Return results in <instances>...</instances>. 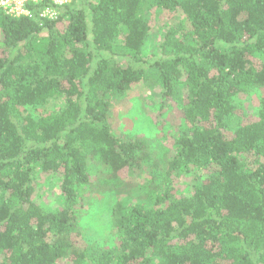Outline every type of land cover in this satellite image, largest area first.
Listing matches in <instances>:
<instances>
[{
	"label": "trees",
	"instance_id": "obj_1",
	"mask_svg": "<svg viewBox=\"0 0 264 264\" xmlns=\"http://www.w3.org/2000/svg\"><path fill=\"white\" fill-rule=\"evenodd\" d=\"M153 13L168 24L151 61ZM119 38L146 67L105 55ZM148 80L182 101L171 157L111 128L113 98ZM252 88L256 119L230 129ZM38 172L59 180L60 208L34 200ZM103 193L116 241L81 242ZM62 263L264 264V0H73L42 25L0 11V264Z\"/></svg>",
	"mask_w": 264,
	"mask_h": 264
},
{
	"label": "rangeland",
	"instance_id": "obj_2",
	"mask_svg": "<svg viewBox=\"0 0 264 264\" xmlns=\"http://www.w3.org/2000/svg\"><path fill=\"white\" fill-rule=\"evenodd\" d=\"M168 18L163 14L150 17L151 34L144 52L140 55L144 60H154L160 56L161 42ZM44 33L41 34L43 36ZM93 51V50H92ZM117 60H125L134 66L145 63L134 61V52L125 47L122 39H118L112 53H105ZM260 89H248L236 97L234 113L226 122L230 129L256 119L259 108ZM181 99L162 97V88L153 81L134 86L121 97H114L110 112V124L115 134H126L131 137H145L151 141L159 158L171 157L175 153L174 140L180 134L184 121L182 119ZM61 101L50 99L45 105L32 109L33 115H42L56 110ZM263 160V159H262ZM190 175H183L174 180L175 188L184 192L191 183ZM33 198L43 209L52 211L62 206L63 197L59 180L38 172L33 181ZM115 195L103 193L87 199L80 221V241L90 245H112L115 235L111 229V207ZM63 264V263H62Z\"/></svg>",
	"mask_w": 264,
	"mask_h": 264
},
{
	"label": "built area",
	"instance_id": "obj_3",
	"mask_svg": "<svg viewBox=\"0 0 264 264\" xmlns=\"http://www.w3.org/2000/svg\"><path fill=\"white\" fill-rule=\"evenodd\" d=\"M73 0H0V11L11 17L25 16L39 22L58 19Z\"/></svg>",
	"mask_w": 264,
	"mask_h": 264
}]
</instances>
